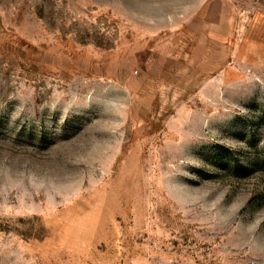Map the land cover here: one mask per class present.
Segmentation results:
<instances>
[{
  "label": "rangeland",
  "instance_id": "rangeland-1",
  "mask_svg": "<svg viewBox=\"0 0 264 264\" xmlns=\"http://www.w3.org/2000/svg\"><path fill=\"white\" fill-rule=\"evenodd\" d=\"M0 264H264V0H0Z\"/></svg>",
  "mask_w": 264,
  "mask_h": 264
}]
</instances>
